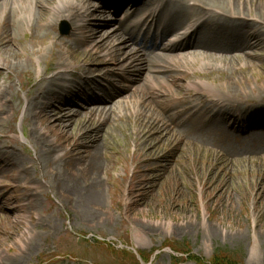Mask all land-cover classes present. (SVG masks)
<instances>
[{
    "label": "rangeland",
    "instance_id": "1",
    "mask_svg": "<svg viewBox=\"0 0 264 264\" xmlns=\"http://www.w3.org/2000/svg\"><path fill=\"white\" fill-rule=\"evenodd\" d=\"M247 2L264 5V0ZM51 6L47 7L48 17L51 16ZM249 15L252 16V13ZM258 26L264 31L262 25ZM59 31L55 27L53 33L59 38L61 46L62 42H69V38L62 36ZM31 35L27 30L15 31L16 43L23 44V47L17 45L9 53H4L8 58L7 63L0 64V91L11 92L2 105L7 102L14 105V110L2 116L6 121L4 127L0 128V147L15 152L19 167L24 168L27 175L31 176V182H34L31 185L32 208L24 209L19 206L27 204V201H22L20 195L15 205L11 201L18 197L19 190L13 188V185H17L13 179L16 173L11 172L1 180L4 183H0V264H17V256L24 258L21 264H114L105 246L98 247L96 256L91 249L86 254V250L96 245L97 240L111 244L115 249L126 248L130 251L129 255H137L138 258L148 256L150 261L147 264H174V253L166 248L168 240L171 244L180 243L176 246L190 251L189 257L209 260L216 249H223L237 257V261L240 260L242 264H264V158L226 162L224 152L247 149L249 145L259 147L258 142L249 144L239 134L237 139L212 136L208 140V147L201 148L199 144L202 140L198 141L192 136L198 145L176 148L172 144L173 138L169 131L173 129L170 128L167 132L170 139L164 135L154 137L149 148L146 141L149 138L145 135L138 141L135 153L130 145L136 120L130 112L132 106L128 105V109L120 106V110H115L117 114L121 113L120 119L115 116L116 122L109 125L102 142L104 148L99 152L104 169L100 178L102 209L93 216L98 218L95 221L89 219L90 210L84 205H88L84 201V191L81 190L82 198L80 194H71L69 197L67 192L49 186L52 172H47L45 167L35 162V150L30 141L35 130L38 135L40 132L43 135L45 131L31 117H25L29 93L39 81L37 66L29 51H36V46H43L44 62L50 58L68 59L70 54L72 59L69 63L74 62L78 66H88L90 60L85 56L87 54L80 51L66 54L51 47L49 36L36 40L37 37ZM43 63L40 69L44 68ZM213 65H217L215 67L219 72L211 73V68L210 71L198 70L197 77L206 73L202 78L209 75V83L214 87L219 77H230L243 98L228 96V103L236 102V106L241 105L246 110L252 106V102L246 98L264 104V63L252 65L238 60V63L217 62ZM192 67L196 70L200 64L192 63ZM110 68L114 69L113 66ZM104 74L107 75V72ZM174 74L175 77L183 75L177 71ZM66 79L71 78L67 76ZM111 81L117 88L124 86L116 78H111ZM94 84L91 80L86 86L89 89ZM179 84L184 90L186 83ZM204 100L212 104V98ZM168 113L173 115L175 112ZM80 126L81 122H77L69 131L73 140L70 139L63 147L57 146V157L63 154L69 156L78 147L74 144H77L75 138L82 133ZM61 137L57 133L52 139ZM151 148L158 163L143 161L146 158L144 153ZM221 149H224L223 153ZM170 156L172 161L169 160ZM143 171L151 173L142 177ZM143 181L148 182L147 188L138 186ZM20 190L24 191L23 188ZM23 211L25 215H22ZM165 225H168L169 230ZM149 226L151 231L147 229ZM173 228L177 230L175 233L172 232ZM25 232L37 237L39 242L32 253L22 255L24 251L17 239L24 240L21 236ZM252 252H255V259L251 258ZM129 261L133 262L132 259ZM182 264L193 263L186 260Z\"/></svg>",
    "mask_w": 264,
    "mask_h": 264
},
{
    "label": "bare ground",
    "instance_id": "2",
    "mask_svg": "<svg viewBox=\"0 0 264 264\" xmlns=\"http://www.w3.org/2000/svg\"><path fill=\"white\" fill-rule=\"evenodd\" d=\"M18 1L20 7L17 8ZM51 1L0 0V55L3 57L0 59V64H3L4 60L7 63L6 59L8 58L4 55L9 53L12 48H16L17 45L19 48L23 46V44L16 43L14 37L15 31L19 30L30 31L33 37H37L36 40L47 39L49 36L51 47L58 51L62 50L66 54L78 51L84 53L89 44H94V49L89 50L91 59L95 58L92 54L98 51L105 52L111 59H115L116 71L123 74L124 82L127 85L122 88H116L113 82L109 81L111 76H108L109 71L105 69L107 66L105 64L100 69L96 65L88 68L86 75L91 76L90 79L79 78L80 67L68 72L69 66L73 68V65L69 63L72 59L70 55L68 59L58 58L57 63L51 69H48L45 63L43 70L38 65L40 58L35 57L34 60L38 66L36 73L40 80L32 87V91L29 93L30 98L25 107V117H31L45 131L43 135L40 132V136L35 130L30 141L36 152L37 164L45 167L48 172H52L53 178H49V186L53 185L57 190L67 192L69 197L71 194H80V197L81 190L84 191L86 194L84 201L88 202V205H84L90 210L88 217L91 221L98 218L93 216L102 209L100 178L104 168L99 156L100 150L104 148L102 142L109 125L116 122V117L120 119L121 113L118 112V115L115 110H120V106L128 109V104L132 101H135L136 106L132 113L136 115L134 135L138 141L145 135L149 138L146 140L147 144L154 137L160 135L170 139L167 132L172 128L173 130L170 131L175 136L173 138L176 147L198 145L192 139L194 136L198 141L202 140L199 144L201 148L208 147V140L212 136L237 139L239 134L241 139L249 144L258 142L259 147L253 148L254 145H249L247 149L239 148L227 151V153L221 149V153L224 152L223 155L226 156V162H243L244 160L264 158V104H259V102L246 97L244 99L252 102V106L247 110L241 105L236 106V102L228 103L226 99L228 96L243 98L241 92L231 83L230 77L220 79L219 90L209 83L208 78L204 77L206 80H202L197 77L184 80L187 90L199 95L193 98V105L189 106V102L186 100L190 99L189 92L180 96V89L171 82L173 72L170 69V65L182 58H190L189 60L192 62L207 61L201 67L213 66L209 61L238 63L240 60L252 65L256 62L264 63L262 57L264 54V31H261L260 26L255 23H246L241 20L246 16L245 13L248 12L246 16L248 17L251 12L252 20L253 18L259 19L262 15L261 20L264 24L263 4H249L247 0H193L195 3L190 8L187 4L191 0H136L139 6L132 8L125 19L117 23L112 32L104 31L105 33L99 35L98 38V30L90 28L91 23L85 27L81 26L79 21H76L77 17L83 12H90L89 14L95 16L94 18L105 20L110 14L111 1L57 0L50 9L53 13L47 18L46 9ZM126 2L127 0H120L118 5L122 7ZM155 5L156 7H154ZM140 7L145 10L152 8L153 11L158 12L157 16H153L155 25L153 36L160 39L157 46L151 45L148 39L146 40L147 33H144L137 41L139 31L136 30L139 29L142 19L131 22L130 19L137 16ZM208 12H218L241 22L226 21L210 15ZM122 13L120 10L119 14ZM204 15L207 17L206 20L201 17ZM71 17H76L75 21L69 22L68 19ZM55 20L57 22L67 21L72 28L76 24L75 27L82 30L81 38L70 36L72 38L71 45L62 42L60 46L58 38L53 35ZM92 23L95 25L96 22ZM170 34L175 37V42L171 45H163V41ZM33 54L43 55L45 52L36 50ZM55 69L60 71L52 73ZM106 72L107 75L104 74ZM65 76L74 78L66 86L60 84L66 83ZM91 80L95 81V84L88 89L86 85ZM154 82L158 84L163 95L167 93L174 99H178L180 96L179 101H167L166 103L156 101L158 94L155 92L156 86L152 85ZM129 85L135 88V94L129 93ZM244 93L245 90L243 95ZM10 95L11 92L0 91V121H2L0 128L4 127L6 121V118L2 117L3 114L14 110V105L11 102L2 105L3 100ZM207 96L217 99L222 103V106L215 110L217 104L205 103L204 99ZM262 97H264V89ZM197 101L199 102L195 104ZM178 105L184 107L176 111V115L188 116V119L180 123L169 121L170 117L174 118L168 115L169 109H178ZM77 122H81L80 129H82V133L75 138L77 144L74 145L78 147L71 150V155L65 156L69 158L64 156L56 158L55 146L63 147L70 142V139H74L72 135L69 136V131L75 127ZM95 122L97 124H94ZM116 125L122 127L120 124ZM59 132L62 137L58 138L56 142L48 139L47 136L50 137ZM151 152L152 149L144 154L146 158L143 161L149 160ZM18 160L16 154H11L0 147V183H4L1 180L9 173L17 172L15 180L21 184L27 182L25 185H29L31 177L24 169L17 166ZM169 160H173L172 156L169 157ZM41 172L44 171L41 170ZM150 173L143 171L142 177L149 176ZM138 186L147 188L148 182L143 181ZM26 188L24 189L25 194L28 190ZM17 193L18 197L11 199L12 204H16L20 195L22 201H30L22 208H32V194L22 196V192L17 191ZM22 215H25V211L22 212ZM165 228L169 230L168 225H165ZM147 229L151 231L150 226ZM176 231V229H172L173 233ZM21 237L24 240L17 239L24 251L21 254L32 253L39 242L37 237L29 235V232H25ZM251 258H256L255 252L251 253ZM15 261L18 262L17 264H21L24 258L17 256Z\"/></svg>",
    "mask_w": 264,
    "mask_h": 264
},
{
    "label": "trees",
    "instance_id": "3",
    "mask_svg": "<svg viewBox=\"0 0 264 264\" xmlns=\"http://www.w3.org/2000/svg\"><path fill=\"white\" fill-rule=\"evenodd\" d=\"M229 257L222 253L216 254L211 264H231Z\"/></svg>",
    "mask_w": 264,
    "mask_h": 264
}]
</instances>
